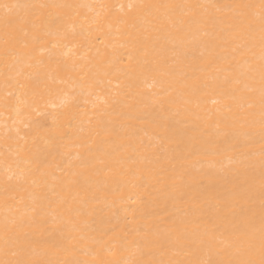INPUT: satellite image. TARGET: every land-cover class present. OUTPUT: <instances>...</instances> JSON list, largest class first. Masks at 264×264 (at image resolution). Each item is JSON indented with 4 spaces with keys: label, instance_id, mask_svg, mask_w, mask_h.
<instances>
[{
    "label": "bare ground",
    "instance_id": "obj_1",
    "mask_svg": "<svg viewBox=\"0 0 264 264\" xmlns=\"http://www.w3.org/2000/svg\"><path fill=\"white\" fill-rule=\"evenodd\" d=\"M234 2L0 0V19L8 11L3 4L79 6L36 10L40 16L11 10L40 27L38 43L17 45L34 59L5 57L0 41V226L6 204L27 210L35 217L28 230L37 250L47 248L53 264L160 259L156 248L133 253L145 233L163 234L162 217L187 215L211 228L216 201L209 198H226L244 184L248 177L236 174L237 160L244 145L260 149L258 124L240 127L224 118L225 105L237 107L229 81L245 57L211 23L168 28L144 40L134 27L139 10L128 5ZM205 12L223 15L211 7ZM25 27L28 36L19 33V40H31V24ZM57 31L60 36L48 34ZM22 170L30 174L21 180ZM248 208L240 201L237 214ZM252 208L258 221V197ZM230 220L216 221V238L227 235ZM175 258L216 259L195 247Z\"/></svg>",
    "mask_w": 264,
    "mask_h": 264
},
{
    "label": "snow or ice",
    "instance_id": "obj_2",
    "mask_svg": "<svg viewBox=\"0 0 264 264\" xmlns=\"http://www.w3.org/2000/svg\"><path fill=\"white\" fill-rule=\"evenodd\" d=\"M8 10L5 16L0 19V41L3 43V53L7 57L11 55L18 60L21 56L30 54L21 52L20 48L28 49L31 44L39 42L35 34L40 25L29 17H13L11 10L15 8H27L32 10L31 15L40 16L42 12L36 10L59 9L73 10L76 5L71 4H39L19 5L3 4ZM139 10L137 27L144 40L151 38V33L166 31L168 28L179 29L191 28L196 25L211 23L220 33H224L232 43V52L245 57L243 66L238 70L229 83L233 85L229 98L237 102L234 110L232 105H225L227 115L225 119L240 127L258 124L260 133L259 152L252 150L250 145H244L246 151L241 153L237 160L238 168L236 174L248 177L244 184L235 187L228 193L226 198L210 197L215 199V221L209 228L202 224L200 218L173 219L171 216L161 218L162 224H167L163 234L145 233L143 247L136 244L135 252L137 257L144 254V248H156L161 251L160 259L144 260L137 259H101L96 264H264V0H236L229 5H203V4H174V3H142L138 5L129 4ZM214 8L221 16L209 18L205 12L207 8ZM60 19L57 14L52 22ZM31 24L33 35L31 40H19L18 34L23 33L26 37L28 32L26 25ZM49 35L60 36V32H49ZM66 35V33H64ZM205 35H208L205 32ZM53 44V47H57ZM40 61H37L39 64ZM7 66V65H6ZM31 66V65H29ZM237 91L242 94L237 97ZM107 103V101H103ZM216 103V101H213ZM128 119V117L123 116ZM211 118V114H210ZM102 123V122H101ZM108 131H115L110 129ZM258 157L259 176L255 175ZM27 163V161H25ZM30 174V170H22L19 179H24ZM13 177L9 176L8 180ZM34 183V181H33ZM245 185H247L245 187ZM259 198L260 213L257 221L256 213L252 205ZM15 199V197H12ZM183 196L177 198V203ZM240 201L249 205L246 214L238 215L237 206ZM71 211V208H69ZM35 209H32V213ZM231 220L227 228V235L221 233L222 238H216L214 233L219 230L216 221L224 222ZM171 221V223H168ZM35 223V217L27 210L15 205L6 204V214L2 226H0V264H53V261L45 258L48 255L47 248L37 250L39 243L33 238V233L28 229ZM195 248L204 249L214 255L216 259L183 260L175 257L190 255ZM65 251H71L65 248ZM127 251L128 247L124 246ZM109 255H115L113 249H106ZM171 253L170 256L168 254ZM168 256V258H164ZM71 264H90L89 261L74 260Z\"/></svg>",
    "mask_w": 264,
    "mask_h": 264
}]
</instances>
